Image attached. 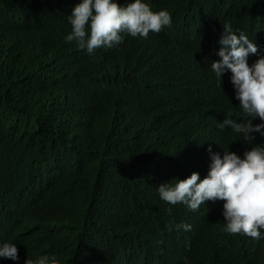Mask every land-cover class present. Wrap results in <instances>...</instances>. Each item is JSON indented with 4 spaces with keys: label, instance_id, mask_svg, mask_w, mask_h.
Wrapping results in <instances>:
<instances>
[{
    "label": "trees",
    "instance_id": "trees-1",
    "mask_svg": "<svg viewBox=\"0 0 264 264\" xmlns=\"http://www.w3.org/2000/svg\"><path fill=\"white\" fill-rule=\"evenodd\" d=\"M147 1L170 11L169 28L88 53L64 40L79 0H0V242H13L19 257L0 264L45 254L58 264H264V239L226 235L211 205L196 214L166 207L155 190L167 171H208L209 144L242 155L264 143L217 128L242 112L229 83L218 87L208 68L226 21L264 43L256 33L261 0ZM111 80L123 88H101ZM128 100L138 103L131 129L116 125ZM154 104L171 108L149 127ZM178 221L192 226L193 257L159 244L176 235L155 228Z\"/></svg>",
    "mask_w": 264,
    "mask_h": 264
},
{
    "label": "clouds",
    "instance_id": "clouds-1",
    "mask_svg": "<svg viewBox=\"0 0 264 264\" xmlns=\"http://www.w3.org/2000/svg\"><path fill=\"white\" fill-rule=\"evenodd\" d=\"M66 18L71 31L65 35V42H74L77 48L85 49L88 53L101 46L111 48L117 44L121 45L126 39L146 40L172 25L170 11L152 6L147 0H124L121 5H118L116 0H79ZM256 23L260 27L256 33L262 37L264 0H261L257 10ZM262 49L264 43L259 44L253 35L240 31L239 26L226 21L215 30L209 55L212 60H208L210 72L219 81L218 87L229 83L232 97L242 112L238 120L232 118L231 112L224 115L223 119L217 122V128H228L240 134V138L246 143L253 139V134L264 137ZM158 64L160 66V63ZM151 66L155 68V63ZM101 88L117 90L123 87L117 86V83L111 80L103 83ZM127 88L128 90L123 92L126 95H138L134 88ZM137 104L128 100L122 105L126 111L122 113L117 109V126L132 128L129 119L136 111ZM151 108L149 127L153 126V119L160 116L162 109H170L171 105L166 104L163 107L154 104ZM254 118H258L259 122L253 124ZM232 150L223 148L220 152L213 151L209 144L206 148L209 156L208 171H188L182 175L167 171L166 179L155 188L157 198L166 207L169 204H178L187 212L195 214L211 205L219 214L217 223L224 221V234H236L233 237L247 239L249 242L264 239V143L245 149L242 155H237L234 149ZM155 229L161 233L176 235L171 245L164 244L161 236V246L170 248L174 245L192 257L195 255L190 223H166ZM207 229L210 230L211 225H207ZM211 233L217 245L225 241L217 237L216 229ZM0 258L12 261L19 259L13 242H0ZM183 261L188 264L186 257ZM24 264H58V261L55 256L45 254L34 261L26 259ZM119 264L132 263L120 261ZM224 264H229L226 258Z\"/></svg>",
    "mask_w": 264,
    "mask_h": 264
},
{
    "label": "bare ground",
    "instance_id": "bare-ground-1",
    "mask_svg": "<svg viewBox=\"0 0 264 264\" xmlns=\"http://www.w3.org/2000/svg\"><path fill=\"white\" fill-rule=\"evenodd\" d=\"M204 9H205V8H204ZM207 10H208V9H207ZM207 10H206V11H207ZM205 14H207V13H205Z\"/></svg>",
    "mask_w": 264,
    "mask_h": 264
}]
</instances>
